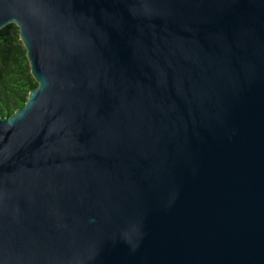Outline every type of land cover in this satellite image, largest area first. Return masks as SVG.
I'll list each match as a JSON object with an SVG mask.
<instances>
[{
  "label": "water",
  "instance_id": "water-1",
  "mask_svg": "<svg viewBox=\"0 0 264 264\" xmlns=\"http://www.w3.org/2000/svg\"><path fill=\"white\" fill-rule=\"evenodd\" d=\"M37 85L0 116V264H264V0H0Z\"/></svg>",
  "mask_w": 264,
  "mask_h": 264
},
{
  "label": "trees",
  "instance_id": "trees-1",
  "mask_svg": "<svg viewBox=\"0 0 264 264\" xmlns=\"http://www.w3.org/2000/svg\"><path fill=\"white\" fill-rule=\"evenodd\" d=\"M36 85L18 28L9 23L0 30V116L22 106L29 90Z\"/></svg>",
  "mask_w": 264,
  "mask_h": 264
}]
</instances>
